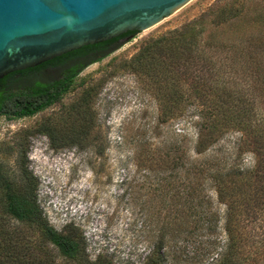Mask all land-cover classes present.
<instances>
[{"label": "rangeland", "instance_id": "1", "mask_svg": "<svg viewBox=\"0 0 264 264\" xmlns=\"http://www.w3.org/2000/svg\"><path fill=\"white\" fill-rule=\"evenodd\" d=\"M231 1L190 0L154 26L134 37L121 38L108 52L100 53V60H97L99 55L91 56L96 61L85 66L78 77L89 76L87 83L101 79L103 86L91 109L94 126L84 141L52 145L44 135L27 139L26 165L38 179L41 208L58 230L68 222L81 228L90 258L103 254L115 264H142L162 230L166 233L164 264H212L224 249L226 207L217 199L211 185L206 181L199 187L194 185L200 198L188 202L186 192L193 188L181 179L182 170L165 171L164 166L147 165V162L150 157L167 153L175 157L186 149L198 158V163L214 158L221 165L250 168L253 154L240 147V134L229 132L209 151L196 156L192 151L197 135L195 106L189 105L184 115L164 121L158 100L143 78L124 69L121 63L148 37L200 19L209 9ZM239 4L243 6L241 16L219 28L207 24L204 39L209 37L213 43L234 46L238 43L240 47L248 45L250 36L264 34V21L256 23L259 14H264V0H239ZM240 52L225 49L215 53L225 64L224 69L231 70V59ZM261 55L264 57V53ZM70 65L72 62L48 67L23 82L11 83L10 87H25L35 80L50 81ZM237 68L239 72L234 77L240 87L249 91L251 83L245 77V68L238 65ZM79 90L80 87L71 90L59 103L32 116L8 119L0 115V163L9 175L18 178L22 130L60 112ZM262 92L258 83L254 102L259 118L264 120ZM262 203L255 212L242 207L237 227V256L244 259L258 248L257 264H264ZM53 252L57 264H64L57 251Z\"/></svg>", "mask_w": 264, "mask_h": 264}, {"label": "trees", "instance_id": "2", "mask_svg": "<svg viewBox=\"0 0 264 264\" xmlns=\"http://www.w3.org/2000/svg\"><path fill=\"white\" fill-rule=\"evenodd\" d=\"M238 1L211 8L200 19L148 37L121 63L124 69L143 78L158 100L159 114L164 121L184 115L189 105L195 106L197 135L192 151L196 156L209 151L229 132L240 134V147L253 154L250 168L239 164L221 165L214 158L198 163V158L186 149L175 157L167 153L150 157L147 162V165H162L165 171L182 170L181 179L193 188L186 192L188 202L200 198L194 185L199 187L206 181L225 205V246L212 264H257L258 248L244 259L237 256V227L242 207L255 212L264 201V120L259 118L254 102L258 83L264 93V57L261 55L264 34L250 36L248 45L240 47L238 43L234 46L213 43L209 37L204 39L207 24L219 28L241 16L243 6L237 5ZM263 17L264 14H259L256 23H262ZM138 32L131 30L110 40L82 46L0 79V115L8 119L32 116L59 103L66 93L80 87L78 94L60 112L22 130L18 178L9 175L0 163V264H57L54 249L64 259V264H115L103 254L90 258L83 231L73 222L64 224L60 230L50 224L38 202V179L26 165L27 139L44 135L52 145L84 141L94 126L91 109L103 80L87 83L89 76L78 75L85 66L96 61L91 56L99 55L97 60H100V53L108 52L112 44L126 36L134 37ZM225 49L241 51L231 59V70H225V64L216 58L215 52ZM86 58L91 59L82 62ZM71 59L75 62L57 78L35 80L16 89L10 87L13 82H23L48 67L63 66ZM237 65L245 68V77L251 83L249 91L240 87L234 77L239 72ZM165 244L166 233L162 230L142 264H164Z\"/></svg>", "mask_w": 264, "mask_h": 264}, {"label": "water", "instance_id": "3", "mask_svg": "<svg viewBox=\"0 0 264 264\" xmlns=\"http://www.w3.org/2000/svg\"><path fill=\"white\" fill-rule=\"evenodd\" d=\"M190 0H0V79L62 54L146 30Z\"/></svg>", "mask_w": 264, "mask_h": 264}, {"label": "flooded vegetation", "instance_id": "4", "mask_svg": "<svg viewBox=\"0 0 264 264\" xmlns=\"http://www.w3.org/2000/svg\"><path fill=\"white\" fill-rule=\"evenodd\" d=\"M70 62H72V64L75 62V59H71V60H69L67 63H70ZM66 63V64H67Z\"/></svg>", "mask_w": 264, "mask_h": 264}]
</instances>
